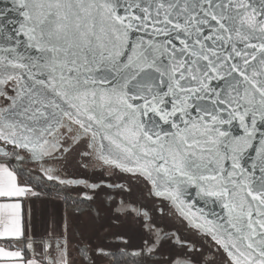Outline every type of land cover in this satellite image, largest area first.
<instances>
[{"label":"snow or ice","instance_id":"6c2138e0","mask_svg":"<svg viewBox=\"0 0 264 264\" xmlns=\"http://www.w3.org/2000/svg\"><path fill=\"white\" fill-rule=\"evenodd\" d=\"M0 5V264L106 254L33 231L50 183L138 264H264V0Z\"/></svg>","mask_w":264,"mask_h":264},{"label":"crops","instance_id":"0c3cea01","mask_svg":"<svg viewBox=\"0 0 264 264\" xmlns=\"http://www.w3.org/2000/svg\"><path fill=\"white\" fill-rule=\"evenodd\" d=\"M36 200L35 205H28L26 207V211L31 208L34 213V224H33V231L34 232H40L43 233L45 227H54L56 221H60L61 223L71 220L80 225V229H83L85 231V234L88 236H96L98 234V239L96 240L97 243H103L104 247L109 243V240L111 236L108 235L109 232H112V229L108 226L106 223L103 227L97 228L98 226L95 224H91L89 229L84 228L83 223L79 222L80 218L79 216L85 220V213L82 215L80 213H65V199L63 198V195L56 194L54 192H46V189H43L41 192V196L39 198H33ZM45 220L48 221V224H45ZM81 220V221H83ZM80 224H79V223ZM80 229L77 231L79 232ZM107 236V239L105 240L104 237ZM73 255L76 259H79V255L74 252L73 248ZM99 255V253L97 254ZM105 256L101 257L99 264H114V262L110 263L108 261H105ZM130 261V260H129ZM129 264H138L137 261H130Z\"/></svg>","mask_w":264,"mask_h":264},{"label":"flooded vegetation","instance_id":"af4514ba","mask_svg":"<svg viewBox=\"0 0 264 264\" xmlns=\"http://www.w3.org/2000/svg\"><path fill=\"white\" fill-rule=\"evenodd\" d=\"M44 189H50L56 194L63 195V198L65 199V213H80L82 215L85 213V218H86L85 220H83L79 216L80 218L79 222L82 223L84 222L83 223L84 228L89 229L90 225L95 224V222H97L96 223V225L98 226L97 228H101L102 225L104 226L107 223L104 218L94 217V212L97 208V204H93L92 202L85 200L83 198L82 193L78 194L76 191H71V192L65 191L62 187L58 185H53L51 183ZM111 229L112 232L115 231L114 228ZM128 243L132 246L123 247L124 240L119 239L115 236H111L109 243L106 246V254L103 255V258L105 256L104 260L112 263L116 261L117 257L123 255L126 259H129L130 261L138 262L140 257L135 255V252L137 251L135 247V241H128Z\"/></svg>","mask_w":264,"mask_h":264},{"label":"trees","instance_id":"16d2710c","mask_svg":"<svg viewBox=\"0 0 264 264\" xmlns=\"http://www.w3.org/2000/svg\"><path fill=\"white\" fill-rule=\"evenodd\" d=\"M46 192H53L52 190L46 189ZM129 259H126L123 255H121L120 257L116 258V261L114 262V264H129Z\"/></svg>","mask_w":264,"mask_h":264},{"label":"water","instance_id":"95a60500","mask_svg":"<svg viewBox=\"0 0 264 264\" xmlns=\"http://www.w3.org/2000/svg\"><path fill=\"white\" fill-rule=\"evenodd\" d=\"M0 6H2V5H0Z\"/></svg>","mask_w":264,"mask_h":264}]
</instances>
